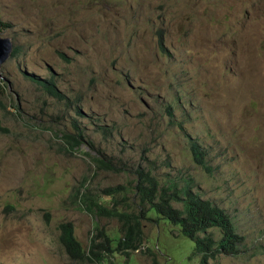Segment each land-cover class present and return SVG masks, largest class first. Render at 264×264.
<instances>
[{
  "label": "rangeland",
  "instance_id": "rangeland-1",
  "mask_svg": "<svg viewBox=\"0 0 264 264\" xmlns=\"http://www.w3.org/2000/svg\"><path fill=\"white\" fill-rule=\"evenodd\" d=\"M0 39L11 46L0 68V264H83L60 224L73 222L86 248L97 226L115 236L122 224L80 210L79 190L114 206L102 191L135 187L140 169L230 215L240 253L209 264H264V0H0ZM26 72L54 79L70 102ZM78 128L94 146L67 153L63 135ZM102 153L119 171L91 159ZM150 216L141 251L105 264H201L179 225Z\"/></svg>",
  "mask_w": 264,
  "mask_h": 264
},
{
  "label": "trees",
  "instance_id": "trees-1",
  "mask_svg": "<svg viewBox=\"0 0 264 264\" xmlns=\"http://www.w3.org/2000/svg\"><path fill=\"white\" fill-rule=\"evenodd\" d=\"M4 25H7L4 23ZM21 47H15L13 53L21 51ZM159 51L166 52L163 33L159 34ZM63 57V55L61 54ZM25 76L33 83L41 86L48 96L57 100L68 99L58 89L54 79H44L29 72ZM0 107L6 109V105L0 100ZM0 129H3L0 125ZM104 132H107L105 129ZM64 150L67 153H75L84 143L94 146L88 141L85 133L78 128L75 134L65 132ZM191 151L196 164L201 167L207 166L204 159V152L198 142H191ZM102 158L91 159L108 171H119L117 165L107 160L105 153ZM209 167L207 172H209ZM84 190H79L77 197L80 199L79 209L86 211L96 218L118 219L122 224V230L118 235H109L105 230L96 227L91 238L89 248H86L76 235V226L73 222L67 221L60 224V242L65 248L69 257L77 263L105 264L110 256L121 254L126 257L134 252L141 251L145 243L144 221L154 219L150 214L156 211L159 216L169 220L174 225L181 227L183 236L195 243V254L201 256V264H209L216 253L227 255H238L241 245L245 239L236 235V229L232 225V218L220 206L209 200H203L193 192L191 187H186L180 193L178 189L161 187L157 177L146 170L137 171L136 186L131 188L127 185L110 187L104 189L102 194L111 197L114 206L108 205L103 196H96L90 191L86 184ZM135 198L130 197L134 191ZM149 205L150 209L145 211L138 205ZM173 202H181L183 208L179 210L174 207ZM124 205H119V204ZM136 204V208L134 206ZM49 216V215H48ZM210 230H218L221 237L217 240Z\"/></svg>",
  "mask_w": 264,
  "mask_h": 264
},
{
  "label": "water",
  "instance_id": "water-1",
  "mask_svg": "<svg viewBox=\"0 0 264 264\" xmlns=\"http://www.w3.org/2000/svg\"><path fill=\"white\" fill-rule=\"evenodd\" d=\"M11 53V46L7 47L3 44L2 40L0 39V68L3 62L8 58Z\"/></svg>",
  "mask_w": 264,
  "mask_h": 264
}]
</instances>
